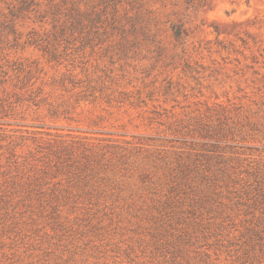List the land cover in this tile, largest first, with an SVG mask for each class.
<instances>
[{
    "label": "rangeland",
    "instance_id": "1",
    "mask_svg": "<svg viewBox=\"0 0 264 264\" xmlns=\"http://www.w3.org/2000/svg\"><path fill=\"white\" fill-rule=\"evenodd\" d=\"M0 264H264V0H0Z\"/></svg>",
    "mask_w": 264,
    "mask_h": 264
}]
</instances>
